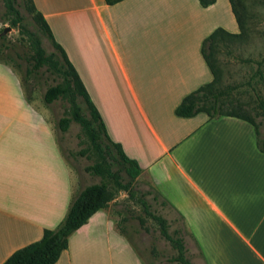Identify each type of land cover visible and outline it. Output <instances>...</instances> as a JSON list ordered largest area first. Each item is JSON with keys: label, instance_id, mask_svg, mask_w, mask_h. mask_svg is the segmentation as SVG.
<instances>
[{"label": "crops", "instance_id": "1", "mask_svg": "<svg viewBox=\"0 0 264 264\" xmlns=\"http://www.w3.org/2000/svg\"><path fill=\"white\" fill-rule=\"evenodd\" d=\"M32 1L110 138L183 217L201 264H264V153L253 127L174 113L213 79L202 41L218 27L238 33L229 1L208 8L197 0ZM8 93L0 89V264L57 228L80 190L77 176L70 183L47 106L45 115L31 105L18 112ZM107 207L69 237L55 264H122L129 244Z\"/></svg>", "mask_w": 264, "mask_h": 264}, {"label": "trees", "instance_id": "2", "mask_svg": "<svg viewBox=\"0 0 264 264\" xmlns=\"http://www.w3.org/2000/svg\"><path fill=\"white\" fill-rule=\"evenodd\" d=\"M4 6L2 18L9 22L11 28L26 38L29 45L26 75L41 72L53 76L54 85L46 88L43 102L46 106L59 99L68 102V114L59 118L56 127L61 133H66L72 122L77 123L88 144L75 155L94 157V162L85 167V172L102 178L98 184L83 187L75 193L70 201L63 221L55 229H45L39 240L32 242L13 252L2 264H55L62 252L68 247L69 237L79 230L99 210L105 209L114 198L115 192L123 191L132 194L133 183L140 176L142 167L133 158L128 157L121 144L114 142L107 132L106 124L98 109L89 97L87 90L64 49L56 42L49 25L43 15L37 11L32 0H0ZM123 0H104L108 6H113ZM216 0H197L202 8H208ZM231 12L237 24L238 33L232 34L221 27L216 28L201 44V55L211 74L212 81L201 85L186 95L174 110L176 116L192 118L199 113H205L209 119L234 117L249 123L254 130L256 148L264 153V97L258 86H264V71L261 63L247 80L254 95L251 102H240L233 97L232 87H222L221 74L218 70L214 53L219 45L234 43L247 37L249 12L244 0H228ZM36 28L32 30L26 21V15ZM3 30L0 31V34ZM41 36H44L54 49L47 53L42 46ZM4 40L0 36V45ZM2 54L0 49V55ZM243 62H250L244 60ZM112 183V185H110ZM152 200L162 207H169L178 216L176 221L182 227L170 232V223L163 216L150 210V204L139 199L144 213L156 222L160 236L168 241L174 250L170 262L174 264H193L187 254L185 238L191 235L183 217L157 191H153ZM151 194V193H150ZM197 245V244H196ZM198 247V246H197ZM200 256L201 252H200Z\"/></svg>", "mask_w": 264, "mask_h": 264}, {"label": "rangeland", "instance_id": "3", "mask_svg": "<svg viewBox=\"0 0 264 264\" xmlns=\"http://www.w3.org/2000/svg\"><path fill=\"white\" fill-rule=\"evenodd\" d=\"M244 2L250 15L247 37L236 40L234 43L219 45L215 50L214 60L221 74L222 87H232V96L237 97L240 102H251L254 92L246 82L257 69V62H262L260 67L264 71V0H244ZM4 11L3 3L0 1V31L8 28V31L2 35L4 40L0 45L2 52L0 55V89L10 92L8 93L9 100L17 108L16 111L19 112L20 107L27 108L31 105L36 109L39 107L45 115L46 105L43 102V94L48 86L60 80L54 82L53 76L48 73L37 72L26 75L30 52L28 42L24 35L20 34L17 29L11 28L9 22L2 18ZM26 21L30 24V28L36 31L27 15ZM41 39L46 52H53L54 49L49 41L44 36H41ZM244 60H250V62H243ZM20 89L23 90L21 93ZM258 90L264 97V86L259 85ZM47 108L49 121L53 123L55 129L53 137H56L61 156L70 169V183L76 185V176L79 180V189L100 183L101 177L92 176L84 170L86 166L94 162V157L88 159L75 155L88 144L80 126L72 122L66 133H61L56 127L57 120L68 114V102L65 99H59ZM39 109L35 111L39 112ZM32 115L35 114L32 112ZM154 188L149 176L141 174L133 183L131 195L123 191L115 192L114 198L108 203V213L112 215L117 229L129 244L126 258L123 253L122 264H136L130 248L134 250L140 264H174L169 261L174 254L170 243L160 236L158 225L144 213L139 203V199L143 198L150 204L152 212L167 219L170 223V232L181 228V223L176 221L178 216L171 208L162 207L152 200ZM233 242L236 245V242ZM185 243L192 263L201 264L198 245L194 246L195 242L189 240V235L186 236ZM124 246L122 243V248Z\"/></svg>", "mask_w": 264, "mask_h": 264}, {"label": "water", "instance_id": "4", "mask_svg": "<svg viewBox=\"0 0 264 264\" xmlns=\"http://www.w3.org/2000/svg\"><path fill=\"white\" fill-rule=\"evenodd\" d=\"M8 31V28L4 29L0 36L4 35Z\"/></svg>", "mask_w": 264, "mask_h": 264}]
</instances>
